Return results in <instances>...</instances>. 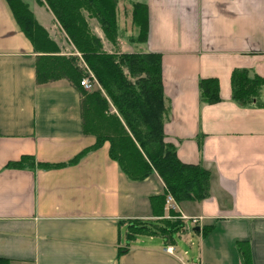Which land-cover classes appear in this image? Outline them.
I'll list each match as a JSON object with an SVG mask.
<instances>
[{"label":"crops","instance_id":"0c3cea01","mask_svg":"<svg viewBox=\"0 0 264 264\" xmlns=\"http://www.w3.org/2000/svg\"><path fill=\"white\" fill-rule=\"evenodd\" d=\"M22 1L59 55L67 53L63 42L71 54L49 9ZM129 1L145 5L141 49L161 55L170 106L165 141L181 162L210 173L209 195L181 203L168 195L163 207L153 208L150 197L164 192L160 177L128 180L107 141L63 167L6 168L23 155L66 163L95 138L82 131L81 95L69 79L36 82L39 54L0 0V258L8 264H241L237 245L244 243L251 264H264V107L239 106L230 87L234 69L264 82V0ZM88 23L104 51L113 52L96 21ZM118 47L132 52L124 41ZM205 78L218 80L219 102L199 104L198 81ZM170 211L182 221L171 235L128 239L127 221L174 219ZM190 218H200L191 231L184 223Z\"/></svg>","mask_w":264,"mask_h":264},{"label":"trees","instance_id":"16d2710c","mask_svg":"<svg viewBox=\"0 0 264 264\" xmlns=\"http://www.w3.org/2000/svg\"><path fill=\"white\" fill-rule=\"evenodd\" d=\"M24 35L38 57L35 77L38 84L65 77L78 88L82 131L94 136L92 147L81 151L66 163L37 162L23 155L6 163L13 169H51L73 164L104 141L109 143V156L130 181H142L155 172L164 184V192L150 197L152 207H163L169 195L174 202L200 201L209 195L210 173L200 165L181 162L176 148L165 141L164 123L170 113L169 102L162 88L161 55L146 52L141 46L147 39L146 9L143 3L129 0H37L45 5L79 54L59 55V49L38 24L22 0H6ZM94 19L104 39L115 51L106 52L101 39L91 30ZM132 50L123 53L118 41ZM82 61L92 74L95 85L90 92L80 86L87 75L78 63ZM231 99L239 106L264 107V82L246 69H234L230 76ZM200 105L220 101L216 78L199 79ZM174 219L127 221L128 239L137 234L171 235L182 223ZM121 223V222H118ZM241 264H251L247 244L237 245ZM0 264L8 261L0 258Z\"/></svg>","mask_w":264,"mask_h":264},{"label":"rangeland","instance_id":"374dc122","mask_svg":"<svg viewBox=\"0 0 264 264\" xmlns=\"http://www.w3.org/2000/svg\"><path fill=\"white\" fill-rule=\"evenodd\" d=\"M33 1H35V2H37V0H33ZM38 3V2H37ZM39 4V3H38ZM40 6H45V5H41V4H39ZM120 41H122V40H119L118 41V43L120 44ZM55 44V43H54ZM63 45V51L66 53H64L65 55H63V56H76L78 59H79V54L77 53V51H75L74 49L71 51V54H70V52H69V50H70V48L66 45V43H62ZM56 45V44H55ZM56 47H58L57 45H56ZM59 49V48H58ZM115 50V49H114ZM114 50H113V52H114ZM78 65H79V67L82 69V70H86V72H87V68H86V66H85V64L80 60L79 61V63H78ZM90 72L88 71L87 72V74H89ZM87 75H85V76H83L82 78H84V77H86ZM92 82V81H91ZM95 82L93 83L92 82V86H91V88H90V90H93V88H95ZM84 90H86V89H84ZM90 90H86V91H88V92H90ZM184 223H185V228H187L189 231H191L192 230V228L194 227V224H191L190 223V221L189 220H187V221H184Z\"/></svg>","mask_w":264,"mask_h":264},{"label":"built area","instance_id":"2783aa9c","mask_svg":"<svg viewBox=\"0 0 264 264\" xmlns=\"http://www.w3.org/2000/svg\"><path fill=\"white\" fill-rule=\"evenodd\" d=\"M94 83V79H93V76L91 73L87 74L86 77L82 78L80 80V86L83 88V89H86V90H90L91 86H92V82ZM187 219V218H186ZM190 223L191 224H196L198 223V220H200V218H190Z\"/></svg>","mask_w":264,"mask_h":264}]
</instances>
